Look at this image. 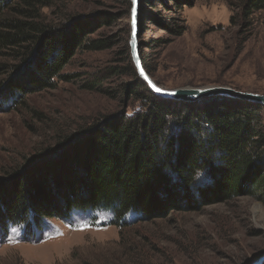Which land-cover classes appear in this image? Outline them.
<instances>
[{
    "label": "rangeland",
    "instance_id": "1",
    "mask_svg": "<svg viewBox=\"0 0 264 264\" xmlns=\"http://www.w3.org/2000/svg\"><path fill=\"white\" fill-rule=\"evenodd\" d=\"M247 1L141 0L140 53L156 81L166 88L228 86L264 94V8L249 11ZM130 2L58 0L45 9L62 20L108 16L88 37H111L112 45L79 50L61 72L74 76L55 79L53 87L8 100L0 88L1 193L9 192L17 178L9 172L18 169V176L33 174L32 188L38 184L48 199L61 197L76 159L65 150L32 161L94 122L131 115L148 103V94L134 89L133 74L126 73L135 67ZM11 63L0 55V66ZM112 67L119 72L112 73ZM7 75L1 69L0 81ZM87 81H101L115 96L89 90L83 86ZM214 97L234 98L200 99ZM199 181L211 180L204 173ZM113 219L110 209L74 210L63 219L29 218L30 228L9 223L0 231V264H248L264 253V202L248 195L150 222L131 213L122 234Z\"/></svg>",
    "mask_w": 264,
    "mask_h": 264
},
{
    "label": "trees",
    "instance_id": "2",
    "mask_svg": "<svg viewBox=\"0 0 264 264\" xmlns=\"http://www.w3.org/2000/svg\"><path fill=\"white\" fill-rule=\"evenodd\" d=\"M57 1L0 0V55L13 60L0 66L8 73L6 81H0L3 100L53 87L57 78H72L61 72L79 50L112 45L111 37H88L108 16L57 19L53 10L45 12ZM245 8L261 10L264 0H248ZM118 72L112 67V73ZM126 73L133 74L134 89L148 94V103L131 115L94 122L32 161L65 150L68 158L76 159L61 197L48 199L37 183L32 188L33 174L10 171L17 178L8 193L0 192V231L5 233L9 223L30 228L29 218L63 219L74 210L110 209L112 224L122 234L131 213L139 222H150L234 196L264 202V105L227 97L193 102L165 98L148 87L135 67ZM83 86L115 96L101 81ZM204 173L209 183L199 181Z\"/></svg>",
    "mask_w": 264,
    "mask_h": 264
},
{
    "label": "water",
    "instance_id": "3",
    "mask_svg": "<svg viewBox=\"0 0 264 264\" xmlns=\"http://www.w3.org/2000/svg\"><path fill=\"white\" fill-rule=\"evenodd\" d=\"M140 4L141 0H131L130 9V24H131V34H130V50L133 63L137 70L139 77L148 85V87L158 96L171 98L181 101H195L205 96H230L234 98H239L243 100H248L264 105V94L254 93L250 91H241L228 86H205V87H191V88H166L160 85L156 79L147 71L145 68L143 59L140 53ZM135 9V22L133 10ZM155 85V87H153ZM161 91H157L156 89ZM264 263V253L256 257L248 264H262Z\"/></svg>",
    "mask_w": 264,
    "mask_h": 264
},
{
    "label": "snow or ice",
    "instance_id": "4",
    "mask_svg": "<svg viewBox=\"0 0 264 264\" xmlns=\"http://www.w3.org/2000/svg\"><path fill=\"white\" fill-rule=\"evenodd\" d=\"M136 2V0H134V3ZM133 15H134V22H135V9L133 10ZM153 87H155V85H153ZM157 91H161L160 89H156Z\"/></svg>",
    "mask_w": 264,
    "mask_h": 264
}]
</instances>
